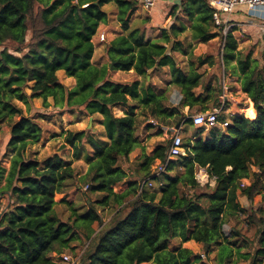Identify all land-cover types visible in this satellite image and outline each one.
Listing matches in <instances>:
<instances>
[{"label": "trees", "instance_id": "1", "mask_svg": "<svg viewBox=\"0 0 264 264\" xmlns=\"http://www.w3.org/2000/svg\"><path fill=\"white\" fill-rule=\"evenodd\" d=\"M110 3L117 9L121 31L105 43L108 63L99 66L93 62L94 37L109 19L105 6ZM138 6L139 0H0V123L10 127L4 157L12 154L9 168L0 166V182L5 178L0 197L6 199L0 205V264H57L53 254L73 252L77 246L72 243L81 239L85 244L81 252H73L79 258L75 264H208L204 258L213 246L218 247L216 264H264V207L248 212L240 198L264 197V58L261 62L251 51L243 54L232 30L223 34L214 23L209 0L162 4V21L172 23L161 27L156 38H146L150 15L132 22ZM187 31L189 47L220 39L224 70L238 77L242 92L253 102L255 118L246 113L227 116L222 84L219 93L211 82L203 86L204 73L198 67L214 65L215 60L212 55L191 58L193 53L180 38ZM176 52L190 57L188 70L181 67ZM167 66L170 83L178 89L172 106L165 104L164 91L147 83L151 70ZM60 70L75 79V86L60 81ZM130 70L136 76L132 81L113 78V72ZM201 86L204 91L197 93ZM35 98H41L44 107L100 115L108 139L85 129L67 132L66 142L76 157L85 145L94 150L93 156L84 154L89 167L80 180L102 195L96 202L88 198V210L81 214L72 206L67 220L56 206L70 204L68 181L76 173L62 156L50 155L42 163L30 150L44 130L18 102L29 112ZM116 106L126 107L124 115L115 113ZM222 106L217 126L203 137L205 127L194 125L193 109L206 112ZM139 116L165 123L177 119L188 134L183 138L185 153L168 162V139L148 154L137 134ZM137 148L142 149V161L127 180L133 173L120 161ZM179 169L183 171L172 176ZM126 180L125 190L114 189ZM149 182H157L159 191L150 190ZM96 204L113 207L109 220ZM241 215L256 226L254 244L229 226ZM174 238L181 244L172 249ZM191 240L203 245L205 255L182 245ZM241 241L252 250L245 251Z\"/></svg>", "mask_w": 264, "mask_h": 264}, {"label": "rangeland", "instance_id": "2", "mask_svg": "<svg viewBox=\"0 0 264 264\" xmlns=\"http://www.w3.org/2000/svg\"><path fill=\"white\" fill-rule=\"evenodd\" d=\"M157 2L160 8L164 3L171 4V2L160 0H158ZM108 5L115 7L113 3H110ZM109 6H105V10L107 12L113 10V7L111 8ZM148 12L149 11L147 10L145 11L144 17L148 15ZM184 21L186 20L184 19ZM251 22H254L257 25L262 24L263 26H260L262 28V31L259 30L258 35L256 33H254L253 36L251 35L252 38L249 40L246 38L244 39V37L240 38L239 48H241L243 54L251 51L253 57L258 58L261 62H263L264 19H257ZM186 23L189 24L188 21H186ZM166 24L167 22L163 25V27L166 26ZM146 28H148L147 35L149 37L155 36L157 34V28L149 29L148 26H146ZM101 33H105L106 36V40L103 42H106L108 39L106 30L104 29L103 31V29H101L94 39L96 47L98 46L99 40L101 41ZM190 36V32L187 31L186 33L182 34L180 38L181 40H183V42H185V47L193 53V56L191 58L194 59L195 56H200L199 54L201 53L203 54V57H206L207 55L206 53H203V48L201 49V51H198V43L195 42L194 46L192 45L189 47V42L191 40ZM207 52V54H210L214 57L215 63L214 65L204 64L198 67V69L204 73L202 80L203 86L211 82L214 92L217 93L219 85L222 84L221 101L223 105H227V109L225 111V114L227 116H229L230 114L246 113L250 117L253 115L251 118H255L256 116L254 114L253 102L251 103L250 98L247 97V94L244 95L242 93V90L237 87V82H239L238 77L235 75H231L230 71L224 70L220 58L218 41L214 43L212 47H209L207 49ZM177 54V59L180 62L181 67H183L185 70H188L190 57L183 56L180 53ZM57 74L60 81L65 85L70 87L76 84L75 80L68 77L63 70L59 71ZM135 77L136 76L134 73H121L118 78L120 79V81H132ZM141 79L143 80V77H141ZM170 81L171 74L169 67H166L165 70L161 69V71H150L149 80L147 79V82L150 83L158 92H165L168 98V102H165V104L168 106H172L178 100V89L173 84H171ZM203 86L197 88L196 92L202 93L204 91ZM28 92H30L29 89ZM49 100L50 102H53L52 99ZM208 104L210 105L211 102ZM18 105L22 107L25 112L29 113V115L33 116L42 125L44 130L40 141L30 146V150L33 152V154L36 155L40 160H42V163L45 157L53 154H58L64 159V164L70 165L76 173L75 178L68 181L67 198L70 201V204H58L56 206V211L58 212L59 216L62 220H67L72 213V206L77 208V212L79 214L86 212L88 210V198L96 202L102 196L100 193L92 192L91 187L85 181L80 180L81 176H83L87 172L89 167L84 154L87 151L90 155L93 156L94 150L90 145H85V151H83L80 157H76L73 147L66 142V135L69 131H78L85 129L93 133L96 138L108 140L106 136L103 135L104 131L103 126L100 124V116H88L80 110L58 109L53 106L44 107L43 100L41 98H35L32 100L31 109L29 112L27 111L26 105H24L22 102H18ZM184 111L186 114H188V116H190V110L188 108H185ZM115 113L117 115H120L122 111H118L115 109ZM197 113L199 112H197L196 108H194L193 116ZM168 121H170V123L159 121L158 118L153 116H149L148 119L145 116H139L137 134L142 140V144L148 154L151 155L153 153L155 146L160 141L172 139L177 130H179L181 136L184 139L188 136V134L185 133V127H181L179 124H176L177 119L172 118L171 120H167V122ZM9 130L10 127L7 123H0V166L6 168H9L12 156V154H8L6 157H4L5 146L9 137ZM210 131L211 128L205 127L202 131V136L208 137ZM141 155L142 149L137 148L127 158H121L120 164L133 173L130 177H128L127 180L135 176V171L138 169L142 161ZM182 171L183 169L174 170L173 172H171V174L173 176L176 173H181ZM127 180L124 183L119 184L118 186H114V189L118 192L125 190L128 187ZM4 182L5 178L1 180L0 185H3ZM243 182L245 184L249 183L247 179H245ZM148 187L150 188V190H158L159 184L157 182H149ZM240 198L242 203L247 208L248 212H251L253 209L261 206L264 207V197L261 194H256L251 201L247 200L245 196H241ZM5 202L6 199L0 197V205L2 206L3 204H5ZM96 206L106 221L109 220L114 213L113 207H102L97 204ZM229 226H236L250 241L253 242V244L255 243L254 239L256 238V226L246 223V215H241L238 218L231 219ZM72 244L77 246L76 250L73 251L77 254V252L82 251V246L85 244V242L83 241V239H81L80 241L75 240ZM179 244H181V240L179 238H174L170 243V247L174 249ZM241 244L245 245V247H243L245 251L252 250L253 248V246H250L243 241H241ZM182 245L189 246L197 254L202 253L203 255H205V250L201 243L191 240L190 243L184 242ZM217 251L218 247L213 246L211 254H206L204 260H206L208 264H216L215 256L217 254ZM73 252L70 249H66L64 253L60 255L53 254L55 256L56 263L72 264V262H64L62 260V255L70 256L71 258H73V262L76 261L75 263H78L79 258H74ZM142 264L151 263L145 262ZM237 264H249V262L242 260Z\"/></svg>", "mask_w": 264, "mask_h": 264}, {"label": "crops", "instance_id": "3", "mask_svg": "<svg viewBox=\"0 0 264 264\" xmlns=\"http://www.w3.org/2000/svg\"><path fill=\"white\" fill-rule=\"evenodd\" d=\"M157 1H156V4L153 7L147 9V8H145L143 6L142 0H139L138 9L131 16L132 22H135L138 19L144 18V13H145L146 10L149 11L148 15L151 16V22L149 24H147L146 26H148L149 29L157 28V34L155 36L149 37L147 35V33H146V38H156L160 34V28L163 27V25L166 22H167L166 26H168V25H170L172 23L171 19H168V21L166 20L165 22L162 21V17H163L162 12L163 11L161 10V8H160V6H159ZM106 6H109V5H106ZM109 7H111V8L113 7L112 8L113 10L109 11L110 15H109V19H108L107 23L103 24L101 26V28H100V30L101 29H103V31H104V29L106 30V32L108 34V39H107L106 42H103V41L99 40L98 46L96 47V45H95V53H94V57H93V62L96 63L99 66H102V65L108 63V58H107V56L105 54V43H107L110 40H112L121 31V24L116 19V12H117L116 7H114V6H109ZM257 19H264V7H260V8H257L255 10H252V11L239 10V11L233 13L229 17V22L232 25L229 31H231V30L233 31L234 35L238 39V42L240 41V38H242V37H244V39L246 38V39L249 40V39L252 38L254 33H256L258 35L259 30L262 31V28L260 27V26H263L262 24L257 25L254 22H251V21L257 20ZM188 23L189 24H187V23L186 24L188 25V27H190V24H191L190 21H188ZM147 30H148V28H147ZM101 34L105 35V33H101ZM95 37H94V39H95ZM190 39H191V36H190ZM191 41L192 40H190V42ZM217 41H218V46H220V39L219 38H214L211 41L206 42V43L196 42V43H198V51H201V49L203 48V53H206V55H210V54H207L208 53L207 49L209 47H212L213 44L216 43ZM194 45H195V42L193 43V46ZM177 53H179V52L175 53L176 57L178 55ZM199 55L202 56L203 54L201 53ZM163 69L165 70L166 67L162 68V70ZM151 71H161V69H159V70L153 69ZM121 73L122 74L123 73H134V71L133 70H130V71H116V72H113V78L117 79L121 75ZM70 78H73V77H70ZM139 78L141 79V76ZM147 79L149 80V75L147 76ZM117 80H120V79L118 78ZM75 83H76V81H75ZM73 86H75V85H73ZM73 86H70V87H73ZM237 87L239 89H241V86H240L239 82H237ZM243 94L246 95L245 93H243ZM250 101H251V99H250ZM251 103H252V101H251ZM115 109L118 110V111H122V113L120 115H124V112L126 111V107L125 106H116L114 108V111H115ZM96 115L98 116V114H96ZM100 118H101V116H100ZM188 243H190V241H188ZM186 247H189V246H186Z\"/></svg>", "mask_w": 264, "mask_h": 264}, {"label": "built area", "instance_id": "4", "mask_svg": "<svg viewBox=\"0 0 264 264\" xmlns=\"http://www.w3.org/2000/svg\"><path fill=\"white\" fill-rule=\"evenodd\" d=\"M157 0H142V4L145 8L149 9L156 4ZM209 4L213 10V19L215 25L222 28L223 34L229 32L231 28V23L229 22V17L239 11L248 10L252 11L260 7H264V0H209ZM101 41H105L106 37L104 34L100 35ZM222 107H215L206 112H199L193 116V122L195 126L198 127H208L214 128L218 124V115L222 112ZM229 125V120L222 122V127H227ZM185 153L183 147V137L181 136L179 130L172 138V144L169 150L168 162L170 159L177 157ZM167 165L160 168V172L166 169ZM73 258L67 255H62V260L64 262H72L74 264L76 261H72Z\"/></svg>", "mask_w": 264, "mask_h": 264}, {"label": "water", "instance_id": "5", "mask_svg": "<svg viewBox=\"0 0 264 264\" xmlns=\"http://www.w3.org/2000/svg\"><path fill=\"white\" fill-rule=\"evenodd\" d=\"M161 1L171 2V3H175V4L181 3V0H161ZM178 127H179V125H178Z\"/></svg>", "mask_w": 264, "mask_h": 264}, {"label": "bare ground", "instance_id": "6", "mask_svg": "<svg viewBox=\"0 0 264 264\" xmlns=\"http://www.w3.org/2000/svg\"><path fill=\"white\" fill-rule=\"evenodd\" d=\"M253 110V109H252ZM252 112V111H251Z\"/></svg>", "mask_w": 264, "mask_h": 264}]
</instances>
